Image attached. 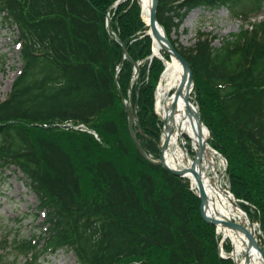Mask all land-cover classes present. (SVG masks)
I'll use <instances>...</instances> for the list:
<instances>
[{
  "label": "trees",
  "instance_id": "trees-1",
  "mask_svg": "<svg viewBox=\"0 0 264 264\" xmlns=\"http://www.w3.org/2000/svg\"><path fill=\"white\" fill-rule=\"evenodd\" d=\"M117 1L0 0L1 19L18 30L22 63L0 101V176L21 172L44 213L39 235L15 246L25 264L63 248L79 264H235L220 256L190 180L151 161L161 152L155 93L165 63L150 60L139 2ZM196 8H226L248 27L220 46L200 33L185 48L171 34ZM157 18L191 63L209 143L227 159L230 189L260 222L264 247V0H159ZM122 96L138 103L135 129L151 159L135 146Z\"/></svg>",
  "mask_w": 264,
  "mask_h": 264
},
{
  "label": "rangeland",
  "instance_id": "rangeland-1",
  "mask_svg": "<svg viewBox=\"0 0 264 264\" xmlns=\"http://www.w3.org/2000/svg\"><path fill=\"white\" fill-rule=\"evenodd\" d=\"M241 27V20L233 18L226 8H196L188 14L180 28L171 34V39L189 48L195 45L202 33L213 41L214 46H220L225 38H231L232 33L239 32ZM17 39L18 30L4 23L0 17V101L7 97L13 81L20 73L22 63ZM125 104L129 108L133 107L128 100ZM214 158L220 180L228 189L225 159L216 152ZM39 204L38 196L21 172L11 169L0 176V259L4 263H26V257L18 251L15 241L29 240L39 235L44 222V213L39 210ZM252 223L260 235L259 223ZM42 243H38L39 249H42ZM41 252L42 256L31 264H79L73 251L65 248L52 254Z\"/></svg>",
  "mask_w": 264,
  "mask_h": 264
},
{
  "label": "bare ground",
  "instance_id": "bare-ground-1",
  "mask_svg": "<svg viewBox=\"0 0 264 264\" xmlns=\"http://www.w3.org/2000/svg\"><path fill=\"white\" fill-rule=\"evenodd\" d=\"M139 1L143 8V18L148 22L152 1ZM159 28L166 36L165 30L160 24ZM153 51L156 55H162L161 43L156 39H153ZM182 76L183 69L180 62L174 57L169 60L165 59V69L156 90L155 103L156 112L163 119H167L171 132L168 148L162 153L163 157L172 168H185L195 165L207 193L208 200L205 207L207 213L220 219H236L240 223L244 221L245 214L235 205L233 197L226 192L220 180L214 158L215 152L207 147L200 161L196 160L199 151V136L202 134V138L207 144L209 132L204 126L200 131L196 120L187 116L183 99L178 100L176 110L173 111ZM162 139L163 141L167 139L166 131H163ZM188 143L195 151L194 157L190 154ZM189 176L193 185L196 186L193 176L191 174ZM218 232L232 241L233 256L237 264H264L260 251L257 247L250 246L249 239L243 231L219 224ZM256 239L258 240L257 234Z\"/></svg>",
  "mask_w": 264,
  "mask_h": 264
},
{
  "label": "water",
  "instance_id": "water-1",
  "mask_svg": "<svg viewBox=\"0 0 264 264\" xmlns=\"http://www.w3.org/2000/svg\"><path fill=\"white\" fill-rule=\"evenodd\" d=\"M151 1H152V3H151L150 11H149V20L147 22V24L150 26V32H148V33L151 34L153 39H156L161 43V47L164 50L168 51L172 57L176 58L180 62L182 69H183V76H182V80L180 83L179 91L177 93L176 102L173 105V111L176 110L175 107H176L178 100L183 99V102H184V105L186 108L187 116L190 118H194L196 120L200 131L202 130L203 126L207 130V127L203 123L202 114H201L199 108L190 100V94H191V92L193 90V86H194V75H193L191 64L178 50H176L171 45L168 38L161 32V30L159 28V22L157 19V6H158L159 0H151ZM142 12H143V9H142ZM108 25H109V30L112 31L113 29L111 26V19L110 18L108 19ZM118 41L120 42L121 39L118 38ZM123 51L125 53H127V49L124 46H123ZM135 65H136V72L138 75L139 74V66L137 63ZM136 107H137V103L135 104V108ZM128 114H129V132H130V135H131L138 151L141 153V155L144 157H147L146 151L144 150V148L140 144V142L137 138L136 132L133 129L135 120L138 118V116L134 110L128 111ZM163 121H164V131H166V133H167V139H165L161 145L160 160L155 161L154 163H156L157 165H160L162 167H165L168 171H170L171 173H173L174 175H177V176L186 177V176H189V174H191L193 176V178L195 179V182H196L198 189H199L198 196L201 199V216H202V218L212 225L223 224L227 227L239 229V230L243 231L249 239L250 246L251 247H253V246L257 247L258 250L260 251L261 255H262L263 260H264V249L257 243V241L255 239V234L252 231L254 229L253 227H252V229H249V227L247 225H245L241 222L239 223V222H236L233 220L220 219L216 216H212L211 214L207 213L205 207L207 204V200H208L207 198L208 197H207V193L204 189L203 182H202L201 176L199 174V171H197V169L195 168V165L190 166V167H185V168H172L167 164L162 153L168 148L169 138H170L171 132H170V128L168 126L167 119H163ZM205 150H206V144L202 138V134H200V136H199V151L196 155L197 161H200V159L203 157Z\"/></svg>",
  "mask_w": 264,
  "mask_h": 264
}]
</instances>
